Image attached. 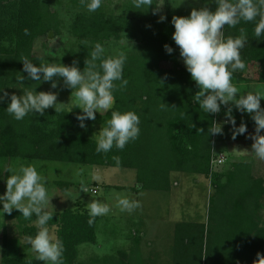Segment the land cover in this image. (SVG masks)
Returning <instances> with one entry per match:
<instances>
[{
	"label": "trees",
	"instance_id": "obj_1",
	"mask_svg": "<svg viewBox=\"0 0 264 264\" xmlns=\"http://www.w3.org/2000/svg\"><path fill=\"white\" fill-rule=\"evenodd\" d=\"M164 2L166 18L161 21L159 9L154 12L159 0H154L157 5H150L145 11L135 9L132 0H119L115 6L112 0H103L94 12H88L80 0H0V88H3L0 95L9 93V97L0 101V192L6 191L5 181L10 175L4 168L14 159L134 168L137 183L131 188L137 192L140 189L170 191L174 185L173 172L197 175L193 176L196 179L201 175L210 184L207 221L176 223L175 264H253L259 258L258 252L264 255V176L255 172L248 156L230 161L224 155V162L212 169V159L224 153L221 148L214 149L215 142L236 140L242 134L233 139L231 124L223 125L222 134L208 133L213 119L217 122L226 119L227 106L222 105L219 113L207 114L194 101L199 88L181 63L179 47L172 39L175 29L171 23V3ZM258 20L259 17L249 22L242 20L230 29L225 25L223 30L227 37L239 35V29L244 28L249 39L241 50V59L245 67L254 62L259 64L257 80L264 83V35L261 39L254 37ZM25 28L29 30L28 35L24 33ZM50 30L62 38V52L58 57L37 55V41L44 38L46 47ZM123 39L134 44L118 49L127 56L123 77L128 83L115 90L113 108L135 110L140 118V134L122 150L113 147L107 153L97 152L95 137L85 134L76 119L77 113L64 107L57 113L52 107L44 115L29 113L22 120H15L6 112L10 95L19 90L22 94L20 87L46 91L44 81L26 79L23 84L16 81L20 73L27 77L22 58L37 64L40 62L37 57L45 63L58 58L68 65L75 60L82 70L97 42L104 47V57H108L114 55L109 49L111 45L116 46ZM165 44L173 48L172 53L166 52ZM99 62L96 61L97 66ZM241 71L233 74L234 83L244 80ZM232 110L237 126L243 121L247 127H255L248 113ZM110 116L111 110L96 112L95 119L105 124ZM114 156L119 157V164ZM54 182L62 190L74 185L70 180L55 179ZM46 210L53 213L47 227H54L56 237L64 245L63 264H84L79 246L97 242L102 215L89 225L88 209L81 204L60 211ZM4 217L16 221L19 235L24 238L37 232L33 223L35 215L25 220L19 210L13 209ZM1 238L0 263L43 262L25 253L9 256L6 227ZM229 240L233 242L234 258L225 254L230 247Z\"/></svg>",
	"mask_w": 264,
	"mask_h": 264
},
{
	"label": "clouds",
	"instance_id": "obj_2",
	"mask_svg": "<svg viewBox=\"0 0 264 264\" xmlns=\"http://www.w3.org/2000/svg\"><path fill=\"white\" fill-rule=\"evenodd\" d=\"M88 12H94L101 7L103 0H80ZM211 0H205V5L193 7L187 16L174 15L171 23L174 25L172 39L179 47L180 56L190 73L191 78L198 85L199 90L194 95V101L207 114H215L221 111L222 105H229L225 109L226 119L217 122L212 120L209 134H222L223 125L231 124L233 139L238 134L247 131V125L242 121L238 126L233 115L232 105L237 111L248 113L255 122L254 133L249 134L253 143L251 151L255 156L264 160V107H261V98H264V84H258L254 90L245 93L233 82V74L237 70H243L245 63L241 59V50L246 46L249 37L244 28L239 29V35L224 36V26L228 29L235 27L242 20L253 21L259 17L255 25L254 37L261 39L264 35V0H214L217 7L211 10L207 4ZM156 4L154 0H132L135 9H149L150 5ZM157 5V4H156ZM161 5V4H160ZM154 12L159 9V6ZM146 10V11H147ZM166 17L160 16L163 21ZM25 35L29 34L27 28ZM167 53H172L173 48L165 44ZM85 61V67L81 70L77 61L70 65L62 62L45 63L42 58L37 57L40 62L22 58L23 72L27 77L20 74L16 81L23 84L24 81L32 80L41 83L50 81L51 89L58 87V80L54 77L63 78L64 86L72 89L71 107H78L82 111L77 113L76 119L81 128H86L85 120H95L96 112L103 113L111 110V116L101 129L94 133L97 152H109L115 147L122 150L127 143L134 141L140 134V118L135 110L114 109V92L120 87L127 85L128 81L123 77V69L127 60L126 53L118 51L116 54L104 57V47L97 42ZM99 60L97 66L96 61ZM116 81H119L117 85ZM38 83V84H39ZM22 94L10 95V102L6 112L15 120H22L29 113L45 114L49 107L55 109V113L63 110L66 103L58 102V92L51 90L37 91L35 88H23ZM3 88H0L2 91ZM239 93V96H237ZM9 97V93L0 95V101ZM74 97V98H73ZM202 130V129H199ZM203 131V130H202ZM117 164L119 157L114 156ZM40 169L39 163L18 164L5 166L4 171L10 173L6 178V191L0 194V215L11 214L13 209L19 210L25 220L33 221L37 228L36 234L26 238L27 245L36 253V259L44 264H63L64 245L62 240L49 232L47 224L53 219V213L46 210L51 202L48 194V180ZM83 168L77 167L74 178L81 177ZM98 180V177H93ZM81 191L90 192L83 182ZM93 197L94 194L91 193ZM116 206L121 211L132 212L139 207L137 200L126 196H119ZM88 220L92 225L97 216L105 215L110 211V206L100 199H92L87 203ZM259 257L253 264H264V255L257 253Z\"/></svg>",
	"mask_w": 264,
	"mask_h": 264
},
{
	"label": "rangeland",
	"instance_id": "obj_3",
	"mask_svg": "<svg viewBox=\"0 0 264 264\" xmlns=\"http://www.w3.org/2000/svg\"><path fill=\"white\" fill-rule=\"evenodd\" d=\"M171 3L172 14L187 16L190 14L193 7H201L205 5V0H169ZM119 0H112V5L115 6ZM164 0H159V17L164 16L165 6ZM211 10H215L217 5L214 0H211L207 4ZM44 38L39 39L35 45V52L37 55H47L51 57H58L62 52L63 40L59 36L48 38L46 41L47 46H43ZM134 43L123 39L118 42V45H111L110 50L117 53L121 46H132ZM181 63L185 66L183 58H180ZM59 63L58 58L49 63ZM65 64V63H64ZM250 68L246 71L249 76H258V65L256 63H250ZM252 78V77H251ZM58 80V87L51 89V82L44 81L43 86L46 91L58 92L57 101L66 103L64 108L69 109L71 107V92L72 89L64 86L63 78L54 77ZM259 82V81H258ZM258 84H263L259 82ZM254 90V89H253ZM17 94H20V90ZM74 98V97H73ZM231 104V103H229ZM261 105H264V98H261ZM74 113H79L82 110L76 106L71 109ZM104 113V112H103ZM86 128H81L82 131L95 137L93 134L97 133L103 126L98 120H85ZM255 127H247V131L242 134L236 140H217L215 142V148L223 150V154L226 158L230 157V152L237 147L242 154L246 156H252L256 165L255 172L264 176V160L257 158L254 152L251 151V145L253 143L250 138L251 133H254ZM261 134H264V129L261 130ZM239 157L238 159H240ZM39 163L40 169L43 174L49 178L47 188L51 202L47 205L46 209L49 210H63L67 207L74 208L78 204L83 205L87 208V203L92 199H100L110 206V211L102 215L99 221L98 239L99 245L105 241V237H110L113 243H117L120 248H125L127 245L131 246L132 254L128 257H122L117 255L116 257L103 258L99 255L102 251L97 243H83L79 246L80 248V259L84 264H121L125 261L126 264H175L174 258L171 255L174 254L175 242L171 241L173 228L176 226L177 221L193 220V221H207L208 208H209V180L204 176L199 175L196 179L193 174H186L183 172H173L174 185L172 190L157 191L149 189H140L139 192L133 197L131 186H135L137 183L136 170L128 167L118 166H95L91 164H79V163H66L62 161H51V160H11L9 166L18 164H29ZM77 167L83 168L84 172L81 177L74 178V171ZM93 177H98V180H94ZM55 179L70 180L74 182L68 190H62L54 182ZM177 180L178 182H175ZM6 182V181H5ZM91 190L90 192L81 191V183ZM113 185V186H109ZM5 185V184H4ZM115 185L126 186L123 188L114 187ZM140 184L138 183L137 186ZM96 188V192L92 189ZM93 191V192H92ZM2 194V192H0ZM119 196H126L129 199L137 200L139 207L134 209L132 212L121 211L116 206V201ZM114 228L112 232L104 235L101 229L105 227ZM4 227L8 229L9 239L8 255L11 257L20 256L21 253H25L27 257L36 258V253L27 245L26 238L19 235V229L15 220L5 219L3 215H0V261H1V237ZM49 232L56 236L54 227H48ZM110 229V230H111ZM138 235L135 236L134 233ZM133 234L135 240L131 236ZM131 244L129 245L128 243ZM229 248L226 249L225 254L228 257L234 258V252H232V241L229 240ZM232 242V243H231ZM163 248L164 250H159ZM157 252L155 257H149L148 254ZM2 264V263H0ZM33 264H44L33 263ZM124 264V263H123Z\"/></svg>",
	"mask_w": 264,
	"mask_h": 264
},
{
	"label": "crops",
	"instance_id": "obj_4",
	"mask_svg": "<svg viewBox=\"0 0 264 264\" xmlns=\"http://www.w3.org/2000/svg\"><path fill=\"white\" fill-rule=\"evenodd\" d=\"M255 63V62H254ZM256 65H258V67H259V69H260V66H259V64L258 63H256ZM250 66H251V64H249V65H247V67H245L242 71H241V73H242V76L244 77V80H242V81H240V82H236L235 84L241 89V92L242 93H245V92H248V91H252L253 89H255V85L257 84V82H258V80H257V78H258V76H257V78L256 79H254V77L255 76H249L248 74H247V70L250 68ZM259 69H258V71H259ZM252 77V78H251ZM260 82V81H259ZM258 82V83H259ZM264 84V83H263ZM237 96H239V93H237ZM229 103H231V105H232V109H236L235 108V106H234V104H232V102H229ZM227 107L229 106V105H226ZM231 154H232V156H231ZM230 156H231V159H230V157H229V160L230 161H236V160H239L238 158L239 157H243V156H246L245 154H242V152L241 151H239L238 149H237V147L236 148H234L231 152H230ZM249 158H250V160L253 162V163H255L254 162V160L255 159H253V157L252 156H248ZM254 167H256V165H254ZM174 177V176H173ZM175 182H178L177 180H175ZM172 188H175V187H172ZM172 190V189H171ZM131 192H132V196L134 197L137 193L136 192H134V190L132 189L131 190ZM178 222V221H177ZM176 222V223H177ZM104 229H106L105 227H103ZM102 228V229H103ZM102 229H101V232L102 233H104V235H106V234H108V231H109V233L110 232H112L113 230H115L114 228H110V226L107 228V230H103L102 231ZM111 229V230H110ZM134 235L135 236H137L138 235V233L137 232H135L134 233ZM111 236H115V235H113V234H111L110 235V237ZM110 237L108 238V237H105L104 239H105V241H103L100 245H99V239L97 240V245L99 246V248H101L102 249V251H101V253L99 254V255H102L103 256V258H107V257H109L110 256V258H113V257H116L117 255H121L122 257H125V256H129V255H133L132 254V249H131V246H126L125 248H120L121 246H119L117 243H113L112 244V241H111V239H110ZM131 237H133L132 239L133 240H135L136 238H134V236H133V234L130 236L129 235V237L128 238H130L131 239ZM174 237H175V228H173V232H172V238H171V241H172V244H173V242H174ZM129 245L131 244V242L130 243H128ZM6 249H7V254H8V246H6ZM159 250H157V251H163L164 249L163 248H158ZM157 255V252H154L153 254H148V256L149 257H155ZM172 256V258H173V255H171ZM1 257H2V246H1ZM1 262V261H0Z\"/></svg>",
	"mask_w": 264,
	"mask_h": 264
},
{
	"label": "built area",
	"instance_id": "obj_5",
	"mask_svg": "<svg viewBox=\"0 0 264 264\" xmlns=\"http://www.w3.org/2000/svg\"><path fill=\"white\" fill-rule=\"evenodd\" d=\"M225 160V156L223 153H220L217 157H214L212 159V163H213V170H215L220 164H222Z\"/></svg>",
	"mask_w": 264,
	"mask_h": 264
},
{
	"label": "water",
	"instance_id": "obj_6",
	"mask_svg": "<svg viewBox=\"0 0 264 264\" xmlns=\"http://www.w3.org/2000/svg\"><path fill=\"white\" fill-rule=\"evenodd\" d=\"M54 35V32L53 30H50L49 33H48V38H52Z\"/></svg>",
	"mask_w": 264,
	"mask_h": 264
}]
</instances>
